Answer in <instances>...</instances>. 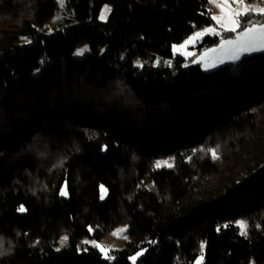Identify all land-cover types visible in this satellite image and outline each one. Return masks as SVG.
Listing matches in <instances>:
<instances>
[{"label": "trees", "instance_id": "trees-1", "mask_svg": "<svg viewBox=\"0 0 264 264\" xmlns=\"http://www.w3.org/2000/svg\"><path fill=\"white\" fill-rule=\"evenodd\" d=\"M68 6L0 0V264H264V53L166 69L207 0ZM121 224L111 258L78 249Z\"/></svg>", "mask_w": 264, "mask_h": 264}, {"label": "rangeland", "instance_id": "rangeland-1", "mask_svg": "<svg viewBox=\"0 0 264 264\" xmlns=\"http://www.w3.org/2000/svg\"><path fill=\"white\" fill-rule=\"evenodd\" d=\"M57 3V9L53 18L48 22V25H52L55 21L65 18L70 14V7L68 6V0H55ZM208 8L211 13V18L213 20V24L210 26L203 27L201 29L196 30L192 35L186 38L183 42L179 44H175L172 46V58L165 59L164 65L166 69L172 64V61L177 57H180L184 60L183 66L188 65H199L204 71H213L218 67L228 64H236L238 63L244 56H249L256 53H264V50L253 51H239L237 44L235 43L236 38L244 31L245 27L251 26L248 22L251 21L254 24L261 25L264 24V15H259L254 12H249L246 15L240 17V27L237 28L236 32L226 31L224 27L221 26V23H217L213 17L221 16L220 9L216 6L220 0H207ZM229 6L233 12L237 10H242L243 7H251V8H259L264 7V0H243V4L239 2H233V0H228ZM110 12V6L104 5L99 15V20L101 22H105L108 18ZM262 18L259 21L255 22V18ZM227 19V17H225ZM208 29H212L213 31H206ZM202 35H197V34ZM206 36H217L219 37V42L209 48H205L203 50H199V44L202 42L204 37ZM232 40L234 43L232 45H228L226 41ZM80 53V54H78ZM89 53V48L87 43H82L78 47H76L73 52V57L80 59ZM233 55H238V59H233ZM133 65L136 67H141L142 63L139 60L133 62ZM47 158V157H46ZM164 161H159L158 163L163 164ZM106 196V190L104 187L100 188V198L103 200ZM239 222H237L238 224ZM121 229H127V225L121 224L116 226L115 228L108 231L102 238L99 240L89 239L83 241L78 244V249L83 245H91L95 246L99 245L100 247H96L101 253L103 258H105V252L101 251V248L107 250V255L109 257V251L120 250L123 248L126 240H127V231L121 233ZM64 237L60 238V242H62ZM142 253V254H141ZM143 251H140L138 254L132 256L130 258L131 264H136L137 260L143 255ZM133 257L136 259L133 260ZM106 258V259H108Z\"/></svg>", "mask_w": 264, "mask_h": 264}, {"label": "snow or ice", "instance_id": "snow-or-ice-1", "mask_svg": "<svg viewBox=\"0 0 264 264\" xmlns=\"http://www.w3.org/2000/svg\"><path fill=\"white\" fill-rule=\"evenodd\" d=\"M233 2H239L243 4V0H233ZM216 6L221 11V16L213 17L214 20L217 21V23H221V26L225 28L226 31L236 32L237 28L240 27V17L246 15L249 12H254L259 15H264V7L259 8H251V7H243L242 10H237L233 12L229 6L228 0H220L219 3L216 4ZM227 17V19H225ZM251 26L245 27L244 31L236 38L235 43L237 44V47L239 51L245 52V51H253L257 50L259 48L260 50H264V24L257 25L252 23L251 21L248 22ZM206 31H213L212 29H208ZM202 35V34H197ZM228 45H232L234 42L232 40L226 41ZM80 54V53H78ZM233 59H238V55H233ZM161 166H167L171 167L172 164L165 161L163 164L157 163L156 167ZM62 195H66L65 191H62ZM24 209L21 208L20 211H23ZM238 226L241 229V234L246 235V224L243 222H239ZM121 233L126 232L127 229H121ZM66 237L63 238V241H66ZM96 247H100L99 245H96ZM201 248L203 249V245H201ZM101 251L105 252V258H108L107 250L104 248H101ZM142 254V253H141ZM136 258L133 257V260ZM199 264V262H198Z\"/></svg>", "mask_w": 264, "mask_h": 264}]
</instances>
